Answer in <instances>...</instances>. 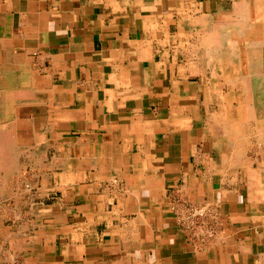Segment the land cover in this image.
I'll use <instances>...</instances> for the list:
<instances>
[{
  "label": "crops",
  "instance_id": "obj_1",
  "mask_svg": "<svg viewBox=\"0 0 264 264\" xmlns=\"http://www.w3.org/2000/svg\"><path fill=\"white\" fill-rule=\"evenodd\" d=\"M225 3L0 0V124L27 152L0 198L33 186L0 264H264V129L201 51Z\"/></svg>",
  "mask_w": 264,
  "mask_h": 264
},
{
  "label": "bare ground",
  "instance_id": "obj_2",
  "mask_svg": "<svg viewBox=\"0 0 264 264\" xmlns=\"http://www.w3.org/2000/svg\"><path fill=\"white\" fill-rule=\"evenodd\" d=\"M250 1H226L222 8L225 14L213 16L208 36L203 38L204 47L209 45L210 48L201 50L212 71L213 89H218L217 92L220 93L216 78L221 76L229 91L225 104L227 101L230 104L236 101L241 109L247 110V115L241 122L246 132L250 130L252 123L264 129V0ZM5 99L7 98H0V108L4 106ZM231 126L235 127L234 124ZM222 151L219 148L216 153ZM18 153L27 152L17 145L9 125L0 124V177L8 168L6 172L14 174L11 170L15 171L19 167L16 160ZM233 164L236 163L230 166ZM212 165L220 169L225 166L224 162L217 160Z\"/></svg>",
  "mask_w": 264,
  "mask_h": 264
},
{
  "label": "rangeland",
  "instance_id": "obj_3",
  "mask_svg": "<svg viewBox=\"0 0 264 264\" xmlns=\"http://www.w3.org/2000/svg\"><path fill=\"white\" fill-rule=\"evenodd\" d=\"M226 1H228V0H226ZM237 1H239V0H237ZM247 1L251 2L250 0H247ZM7 170H5L4 173H2L0 179H2L3 175H4V177L6 176V178L8 180H11L13 182L14 177L10 178V176L11 175L14 176V174H8L6 172ZM11 171H12V173L15 172L13 170H11ZM20 174H21V177L20 176L17 178L15 177V184H17L18 186L14 185V187H15L14 192H12V190L8 192V194L11 196L7 197V198H3V200H1V198H0V218H1L0 220H1V222H3V224H0V239L3 240L7 236L8 240L10 241L12 251H15V249H18L17 241H15V237L18 234L16 233L15 223H13L15 220V215L17 214L18 211L12 207V204H13L12 201L18 199L20 196L24 197L25 195L30 194L32 189H33V186L31 187L30 190H28L26 188L27 187L26 186V183H27L26 177L28 178V176H29L28 172L23 171V173L20 172ZM4 185H5L4 182L0 183V197L4 196L2 193L4 190V187H3ZM18 191H20V192H18ZM16 193L18 194L17 197H16ZM8 227H13V228L8 229ZM3 249H4L3 244H1L0 255H1V252Z\"/></svg>",
  "mask_w": 264,
  "mask_h": 264
},
{
  "label": "built area",
  "instance_id": "obj_4",
  "mask_svg": "<svg viewBox=\"0 0 264 264\" xmlns=\"http://www.w3.org/2000/svg\"><path fill=\"white\" fill-rule=\"evenodd\" d=\"M187 217L184 218V228H187L188 230L191 229L192 231L197 230L199 226H201V223L203 220H206L209 210L208 207L202 206V207H192L188 208L186 211ZM203 236L210 239L213 236V230L208 231V233L200 234L198 235L199 239H202Z\"/></svg>",
  "mask_w": 264,
  "mask_h": 264
}]
</instances>
